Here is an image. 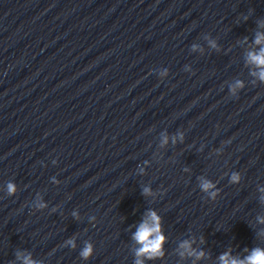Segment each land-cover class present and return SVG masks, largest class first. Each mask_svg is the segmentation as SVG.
Returning <instances> with one entry per match:
<instances>
[{"label": "clouds", "instance_id": "9594fccd", "mask_svg": "<svg viewBox=\"0 0 264 264\" xmlns=\"http://www.w3.org/2000/svg\"><path fill=\"white\" fill-rule=\"evenodd\" d=\"M256 44L264 43V34L257 33ZM249 61L260 66L261 70L259 72V77L264 81V48H261L259 53L248 54ZM238 179V177L233 176V180ZM212 185L209 182L202 184V188L207 190L211 188ZM9 193L15 191V186L13 184L8 185ZM145 194H149V189H144ZM160 218L155 212L149 213V220L144 221L139 226L138 230L134 234V239L140 243L142 246L138 249L137 255L147 254L149 258H154L155 256L162 255L160 251L162 242L164 240L163 235L160 233ZM182 247L188 248V242H185ZM91 253V246H86L82 251L81 255L85 258ZM189 254H192L191 252ZM203 256V253H199L198 257ZM222 264H264V249L255 248L251 251V254L247 256L244 260H238L230 258L228 254H224L220 257ZM25 264H34L30 259L25 260ZM137 264H142V261H137Z\"/></svg>", "mask_w": 264, "mask_h": 264}]
</instances>
